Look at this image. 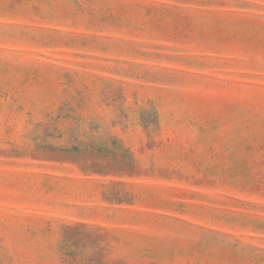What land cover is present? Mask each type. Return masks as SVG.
Returning a JSON list of instances; mask_svg holds the SVG:
<instances>
[{
	"label": "rangeland",
	"instance_id": "rangeland-1",
	"mask_svg": "<svg viewBox=\"0 0 264 264\" xmlns=\"http://www.w3.org/2000/svg\"><path fill=\"white\" fill-rule=\"evenodd\" d=\"M0 264H264V0H0Z\"/></svg>",
	"mask_w": 264,
	"mask_h": 264
}]
</instances>
